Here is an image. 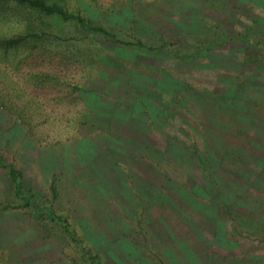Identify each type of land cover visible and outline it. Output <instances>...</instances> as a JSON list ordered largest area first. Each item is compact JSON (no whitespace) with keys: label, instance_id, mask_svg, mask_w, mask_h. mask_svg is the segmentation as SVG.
<instances>
[{"label":"rangeland","instance_id":"1","mask_svg":"<svg viewBox=\"0 0 264 264\" xmlns=\"http://www.w3.org/2000/svg\"><path fill=\"white\" fill-rule=\"evenodd\" d=\"M62 1L121 39L136 35L160 47L164 37L190 50L209 41L217 54L181 60L49 19V29L66 40L18 51L16 75L0 61V156L43 195L56 177L62 200L106 264H237L242 252L264 255V63L247 62L264 46V7L253 0ZM20 17L1 16L0 33L21 28ZM31 68L62 71L87 88L79 139H65L75 123L59 117L66 109L77 114L71 103L23 94ZM164 83L184 99L173 98L172 111L157 118L143 97L160 90L168 98ZM205 94L210 101L222 95L225 105L211 106ZM206 147L208 176L195 158L192 168L180 157ZM12 191L0 168V205L15 202ZM68 246L63 236L46 238L21 212L0 217V264H72Z\"/></svg>","mask_w":264,"mask_h":264},{"label":"trees","instance_id":"2","mask_svg":"<svg viewBox=\"0 0 264 264\" xmlns=\"http://www.w3.org/2000/svg\"><path fill=\"white\" fill-rule=\"evenodd\" d=\"M17 12L23 21V26L15 28L17 30H10L0 33V61L5 65H8L14 75L19 73L23 61L18 59L16 53L18 51L32 52L36 49H44L45 44L51 41H63L66 40V34H59L52 32L49 29V19L57 18L63 23H69L74 25L78 30L83 31L85 34H92L93 36H99L106 41L116 44L122 47L137 49L138 51L154 52L157 50H164L166 54L177 57L178 59H197L199 56H208L214 53L211 49V45L208 42L198 41L193 50L183 47L179 43L172 42L160 38L161 46H147L145 42L136 35H132V40H124L117 37L114 33L107 30L103 25L93 21L88 16H85L80 11H70L67 5L62 0H0V17ZM264 39V32L262 33ZM241 41L252 42L247 35L235 36ZM222 44L228 42V36L222 35L220 38ZM209 44V46H206ZM258 45H263L260 43ZM260 53L251 58H248L249 63H264V46L260 48ZM15 53V54H14ZM10 54L12 57H10ZM2 58V60H1ZM28 60V58H26ZM116 64H113V66ZM54 73H46L43 71L36 72L35 70L27 69L24 75L27 80L24 87H21V91L29 99L45 100L49 96L53 97V101L58 103L72 102L75 104L69 105L76 109L77 114L67 116L71 109H66V112L59 114L60 118H69V121H73L75 126L70 129L71 132L66 136L67 141L77 140L81 135V130L78 125L83 124L82 119L87 113L88 105L87 101L81 98L82 93H86L88 90L80 82L71 80L65 76H62V71H53ZM17 82V81H16ZM164 92L168 95L165 98L160 90H150L146 92L143 100L145 105L151 109L154 116L157 118L163 117V115L172 111L171 105L174 102L182 103L183 95L182 91H179V99L174 95L177 93L174 89V85L162 84ZM187 89L191 88L188 84H185ZM176 87V86H175ZM178 91V90H177ZM203 93L198 92V96ZM38 96V97H37ZM205 100H209V95H203ZM160 97V98H159ZM173 98L175 99L173 102ZM172 99V100H171ZM219 101H224V97L221 95L217 98ZM124 100V98H123ZM160 101L158 108L155 107L154 101ZM217 100H209L211 106L223 108L222 102ZM226 101V100H225ZM40 102V101H39ZM78 106L79 109H78ZM60 107V106H59ZM210 107V106H209ZM63 110V108H61ZM46 114V113H45ZM127 136V135H126ZM207 151L204 154H199L198 150L190 149L182 152L180 157L183 160H187L192 168H194L193 158L199 162L203 167L204 173L208 176V169L212 168L211 157H209L211 148L206 147ZM220 164V161L217 162ZM211 166V167H210ZM0 168L7 171L8 177L13 184V199L14 203H5L0 205V217L6 212L17 211L23 213L27 218L35 221L41 228L43 235L46 238H55L63 236L69 243L68 250L72 251V255L69 261L72 264H106L104 255L96 250L92 241L90 240L87 229L84 223L75 215V212L65 204L62 200L57 186L56 177L52 179L49 185V195H43L32 187H26L23 181L22 172L15 167L12 163H6L0 156ZM227 209V208H226Z\"/></svg>","mask_w":264,"mask_h":264},{"label":"crops","instance_id":"3","mask_svg":"<svg viewBox=\"0 0 264 264\" xmlns=\"http://www.w3.org/2000/svg\"><path fill=\"white\" fill-rule=\"evenodd\" d=\"M253 3H255L259 7V9L261 7H264V0H253ZM263 17H264V11H263ZM237 256H238L236 258L237 264H264V255L261 254L259 250H255V251L249 250L248 253L242 252V254L240 253ZM244 256H246L245 259Z\"/></svg>","mask_w":264,"mask_h":264}]
</instances>
